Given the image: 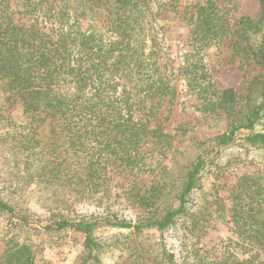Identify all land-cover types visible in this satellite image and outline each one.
I'll return each instance as SVG.
<instances>
[{
  "label": "trees",
  "instance_id": "trees-1",
  "mask_svg": "<svg viewBox=\"0 0 264 264\" xmlns=\"http://www.w3.org/2000/svg\"><path fill=\"white\" fill-rule=\"evenodd\" d=\"M157 1L0 0V124L6 129L0 133V152L5 164L23 165L28 184L46 178L97 193L109 181L110 166L141 172L147 170L150 152L172 148L174 138L164 129L160 109L171 110L177 91L160 65L163 38L150 27ZM259 1V17L238 23L241 42L236 44L263 71L258 98L250 99L243 114L234 89L217 92L204 52L230 32L228 19L220 0L196 4L187 19L193 51L183 62L184 80L200 110L224 115L228 128L209 144L198 143L201 152L176 182L160 179L148 189L130 187L127 200L140 213L136 223L111 212H54L44 219L39 228L47 234L71 230L81 235L76 264H104L100 233L113 230L158 232L159 242L149 254L152 264H264V165L233 188L234 238L219 259L198 249L211 211L205 207V215L195 197L208 168L240 130L248 132L244 146L264 164V0ZM20 8L32 15L27 23L16 18L24 14ZM102 17L106 20L99 25ZM9 177L10 187L20 188L12 173ZM11 198L0 195V214L8 223L0 239V264H35L31 235L39 228ZM222 218L227 220L225 213ZM168 235H174L177 247L170 248Z\"/></svg>",
  "mask_w": 264,
  "mask_h": 264
},
{
  "label": "rangeland",
  "instance_id": "rangeland-1",
  "mask_svg": "<svg viewBox=\"0 0 264 264\" xmlns=\"http://www.w3.org/2000/svg\"><path fill=\"white\" fill-rule=\"evenodd\" d=\"M204 2L158 0L152 5L155 17L150 20V27L154 32H160V38H163L160 65L171 76L177 95L170 111L166 110V106L160 109L161 119H165L164 129L174 138L173 146L165 153L160 148L150 152L146 161L147 170L139 172L137 168L122 170L110 166L109 181L99 192L92 193L88 188L79 192L69 186L49 183L46 178H36L28 184L23 165L19 167L14 160L5 164L0 152V195L8 201L14 197L13 201L31 216L33 226L43 227L44 219L54 212L69 216H103L111 212L120 220L136 223L140 213L127 200L130 187L138 184L148 189L160 179L176 182L184 168L201 152L198 143L209 144V141L225 133L228 128L226 117L222 114L208 115L200 110V102L188 89L182 72L186 55L193 51L190 44L192 26L187 19L193 7ZM220 6L228 19L230 32L205 50V64L217 92L234 89L239 96V110L244 114L250 99L258 98L263 71L247 50L237 49L236 44L241 42L237 35L238 23L244 18L259 17L261 5L259 0H220ZM20 9L24 14L18 12L16 18L27 23L32 15ZM105 20V17L100 18L98 24L103 25ZM87 27L84 23V28ZM4 131V124H0V133ZM247 134L245 130L237 132L235 143L225 148L216 163L208 168L201 188L195 194L198 206L205 215H208L205 207L211 211L199 240L200 254L210 253L219 259L229 248L230 240L234 238L229 211L233 188L243 176L263 169L258 153L245 147L241 141ZM10 173L17 179L15 182L20 188L14 189L8 184ZM223 213L227 220L222 218ZM7 225V220L0 214V239L6 233ZM37 232L31 235L36 252L35 264H76L83 250L81 235L71 230L47 234L39 228ZM172 236H167L170 248L177 247ZM100 237V257L104 264L155 262L154 256L149 258L159 242L160 235L155 230L141 235L120 230L103 231ZM3 248L4 244L0 242V257ZM139 254L146 257V261H141Z\"/></svg>",
  "mask_w": 264,
  "mask_h": 264
}]
</instances>
